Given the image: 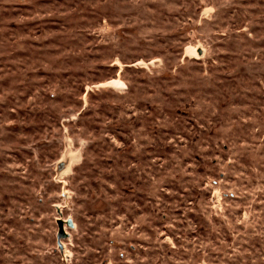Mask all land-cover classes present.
Instances as JSON below:
<instances>
[{"label":"rangeland","instance_id":"obj_1","mask_svg":"<svg viewBox=\"0 0 264 264\" xmlns=\"http://www.w3.org/2000/svg\"><path fill=\"white\" fill-rule=\"evenodd\" d=\"M0 264H264V0H0Z\"/></svg>","mask_w":264,"mask_h":264},{"label":"water","instance_id":"obj_2","mask_svg":"<svg viewBox=\"0 0 264 264\" xmlns=\"http://www.w3.org/2000/svg\"><path fill=\"white\" fill-rule=\"evenodd\" d=\"M67 224H68L69 226H72V223H71L70 220L67 222Z\"/></svg>","mask_w":264,"mask_h":264},{"label":"bare ground","instance_id":"obj_3","mask_svg":"<svg viewBox=\"0 0 264 264\" xmlns=\"http://www.w3.org/2000/svg\"><path fill=\"white\" fill-rule=\"evenodd\" d=\"M120 85V84H119Z\"/></svg>","mask_w":264,"mask_h":264}]
</instances>
